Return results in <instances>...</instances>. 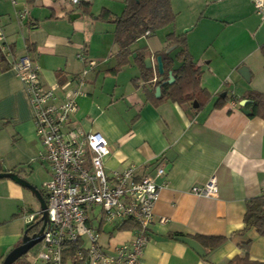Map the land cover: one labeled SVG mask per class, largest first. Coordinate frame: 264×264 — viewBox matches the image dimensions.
Segmentation results:
<instances>
[{
	"label": "crops",
	"instance_id": "crops-1",
	"mask_svg": "<svg viewBox=\"0 0 264 264\" xmlns=\"http://www.w3.org/2000/svg\"><path fill=\"white\" fill-rule=\"evenodd\" d=\"M169 2L174 21L130 43L127 62L118 66L114 20L127 0H0L2 43L10 50L8 56L1 52L0 167L21 171L42 195V185L51 177L39 157L32 107L11 62L27 53L43 83L60 96L88 67L74 127L105 137L110 154L104 169L109 176L133 165L136 176L166 182L153 209L143 264H226L245 254L240 244L246 239L251 240L249 258L264 263V236L254 229L237 233L244 227L246 201L261 196L264 188V118L246 115L239 106L241 100H250L251 92L264 95V20L252 0ZM103 11L110 13L108 19L100 17ZM169 34L186 36L188 53L202 71L200 85L209 99L201 108L193 101L155 103L152 98L161 95L155 96L161 78L156 56L173 45L166 40ZM137 53L150 60L146 66L151 80L143 79ZM220 98L224 101L217 104ZM159 165L164 177L156 175ZM40 175L45 176L41 186L36 181ZM212 176L218 185L215 198L191 193ZM96 209L89 212V224L99 231L100 245L113 252L131 239L135 227L123 225L128 220L105 224ZM40 211L29 188L0 178V264L22 244L29 216ZM195 235L226 240L207 252L178 239L195 240ZM30 256V264H41Z\"/></svg>",
	"mask_w": 264,
	"mask_h": 264
},
{
	"label": "built area",
	"instance_id": "built-area-1",
	"mask_svg": "<svg viewBox=\"0 0 264 264\" xmlns=\"http://www.w3.org/2000/svg\"><path fill=\"white\" fill-rule=\"evenodd\" d=\"M88 1V0H84ZM78 4L80 0H71ZM254 10L264 20V0H252ZM147 34L149 32H146ZM0 52L10 50L2 43ZM81 54L78 58H82ZM94 63L89 62V67ZM33 110L35 134L40 142V160L49 166L50 179L42 185L46 194L41 246L33 262L41 264H143V252L149 241L148 228L154 221L153 209L166 182L136 176V168L127 166L109 176L104 158L110 147L100 132L84 133L72 124L78 109L77 98L84 93L85 76L90 68L75 76L63 96L55 87L43 83L38 65L26 53L11 62ZM236 106V103H231ZM158 177L165 176L163 165L156 167ZM191 193L201 198H215V176L203 185L193 186ZM264 195V188L262 189ZM98 208L105 224L131 221L136 227L131 239L113 252L99 243V231L89 224V212ZM43 211L29 216V222ZM164 222L165 219H160ZM70 245L73 255L65 260Z\"/></svg>",
	"mask_w": 264,
	"mask_h": 264
},
{
	"label": "trees",
	"instance_id": "trees-1",
	"mask_svg": "<svg viewBox=\"0 0 264 264\" xmlns=\"http://www.w3.org/2000/svg\"><path fill=\"white\" fill-rule=\"evenodd\" d=\"M102 19H108L110 13L103 11L100 14ZM174 13L171 10L169 0H127V5L121 16L116 17L114 22L116 25L115 41L120 46L118 52V66L127 62V57L130 55L128 45L135 41L139 36L143 35L145 31H155L165 25L174 21ZM166 40L170 44H178L182 50L178 54L183 62V65L176 70L174 74L175 80L172 83H166L168 79V70L172 65V61L168 55L161 51L158 55L162 57L164 73L162 80L156 82L161 86V95L158 98L152 97L155 103H160L166 100L177 102L179 104L185 102H196L197 108H201L209 99L208 93L201 87L200 78L202 75L201 69L195 64L192 57L188 53L186 36L169 34ZM5 61L0 52V65ZM135 62L141 69V74L144 80L152 79V72L144 62V56L137 53ZM165 81V83H163ZM149 91V89H148ZM151 93L153 91L151 90ZM251 103L249 104L252 117L264 118V95L259 92H251L249 94ZM224 99H219L217 104H221ZM216 104V105H217ZM12 173L15 181L24 180L21 171L5 172L0 167V174ZM25 181V180H24ZM19 183V182H18ZM23 185V184H22ZM24 186V185H23ZM26 187V186H25ZM40 193H42L40 191ZM244 227L237 233L243 234L250 229H254L259 236H264V195L251 198L246 201V210L243 216ZM136 227L133 222L127 221L123 225L128 224ZM43 225L42 215L37 216L32 223H30L25 231V235L33 236L37 234ZM122 225V226H123ZM196 242L207 252H210L220 246L225 240L222 236H205L195 235L193 237ZM251 243L250 239L243 241L240 246L245 251L243 256H235L226 264H264L262 262L251 260L248 256V249ZM41 243L34 245L29 252L36 254L40 249ZM17 248V247H15ZM75 250V245H70L64 255V259H69ZM11 264H30L26 260V254L17 258Z\"/></svg>",
	"mask_w": 264,
	"mask_h": 264
},
{
	"label": "water",
	"instance_id": "water-1",
	"mask_svg": "<svg viewBox=\"0 0 264 264\" xmlns=\"http://www.w3.org/2000/svg\"><path fill=\"white\" fill-rule=\"evenodd\" d=\"M182 50V47L176 44H173L171 46H169L166 49V54L168 55L169 59L172 61V65L168 71V79L166 80V83H172L174 81V74L173 72H175L176 70H178L182 65L183 62L180 61L178 59V54L180 53V51ZM145 64H147V66L150 67V60L149 59H144ZM156 64H157V72L159 75H161L160 80H162V75L164 73V68H163V62H162V57L160 55L156 56ZM163 83H165V81H163ZM161 90V86L158 85L155 88V96H159L160 95V91ZM224 95V94H223ZM250 102V100L244 99L240 101V110L246 114V115H250L251 114V110L246 108V105ZM0 178H14V174L12 173H3L0 174ZM19 183L23 184L24 186H26L27 188H29L31 190V192L36 196V198L39 200L40 203V207H41V211H43L42 213V220H43V224L47 221V216L46 213L44 211L45 207H46V201L44 196L42 195V193L39 192V190H37L35 187L31 186L30 184H28V182L21 180L18 181ZM42 230H43V225L40 228L39 232L33 236H27L24 235L23 239H22V244L20 246H18L17 248H14L3 260V262L1 264H11L13 263L17 258H19L20 256L27 254L29 252V250L36 245L37 243H39L42 239ZM181 241L187 243L188 245H190L191 247H193L194 249H196L197 251H199L200 249H202V247L198 244V242H196L193 239L190 238H186V237H180L178 238Z\"/></svg>",
	"mask_w": 264,
	"mask_h": 264
},
{
	"label": "rangeland",
	"instance_id": "rangeland-1",
	"mask_svg": "<svg viewBox=\"0 0 264 264\" xmlns=\"http://www.w3.org/2000/svg\"><path fill=\"white\" fill-rule=\"evenodd\" d=\"M44 177H45V176H43V175L38 176V178H37L36 181H37V184H38L39 186H41L42 182L45 180ZM42 189H43V188H42ZM43 195H44V197H46L45 192H43ZM96 210H98V208H97ZM30 253H31V252H28L26 255L29 256ZM32 254H33V253H31L30 258L34 261V256H33Z\"/></svg>",
	"mask_w": 264,
	"mask_h": 264
}]
</instances>
